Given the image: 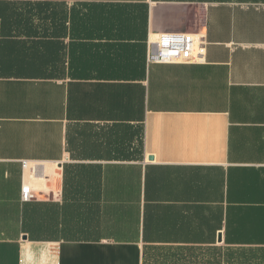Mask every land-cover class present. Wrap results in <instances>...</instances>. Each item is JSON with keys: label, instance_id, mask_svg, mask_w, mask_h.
<instances>
[{"label": "crops", "instance_id": "obj_1", "mask_svg": "<svg viewBox=\"0 0 264 264\" xmlns=\"http://www.w3.org/2000/svg\"><path fill=\"white\" fill-rule=\"evenodd\" d=\"M0 264H264V0H0Z\"/></svg>", "mask_w": 264, "mask_h": 264}, {"label": "built area", "instance_id": "obj_2", "mask_svg": "<svg viewBox=\"0 0 264 264\" xmlns=\"http://www.w3.org/2000/svg\"><path fill=\"white\" fill-rule=\"evenodd\" d=\"M204 47L201 33L188 31H167L155 33L148 41V62H192L202 55ZM25 171L21 189L23 201L36 197L35 189L29 181L32 169L30 162L23 161Z\"/></svg>", "mask_w": 264, "mask_h": 264}]
</instances>
